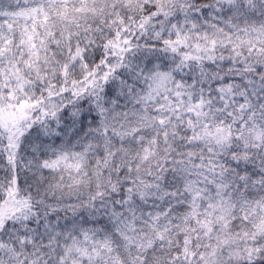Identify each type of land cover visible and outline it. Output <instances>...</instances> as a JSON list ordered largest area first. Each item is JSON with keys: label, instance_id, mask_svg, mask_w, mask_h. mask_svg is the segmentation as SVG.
I'll list each match as a JSON object with an SVG mask.
<instances>
[{"label": "snow or ice", "instance_id": "6c2138e0", "mask_svg": "<svg viewBox=\"0 0 264 264\" xmlns=\"http://www.w3.org/2000/svg\"><path fill=\"white\" fill-rule=\"evenodd\" d=\"M0 264H264V0H0Z\"/></svg>", "mask_w": 264, "mask_h": 264}]
</instances>
